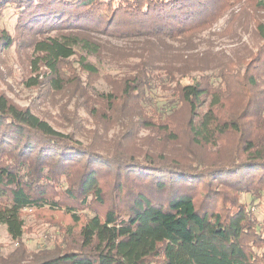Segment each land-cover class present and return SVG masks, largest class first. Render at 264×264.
I'll use <instances>...</instances> for the list:
<instances>
[{"label":"trees","instance_id":"1","mask_svg":"<svg viewBox=\"0 0 264 264\" xmlns=\"http://www.w3.org/2000/svg\"><path fill=\"white\" fill-rule=\"evenodd\" d=\"M244 1L264 12V0H0V18L15 17L18 30L6 29L0 41L9 47L25 31L36 36L34 70L43 63L44 79L61 91L80 51H105L98 35L188 48ZM255 28L262 44L241 66L202 72L189 84L186 70L158 65L149 53L100 90V61H74L87 73L71 81L75 89L104 107L94 111L106 119L139 114L171 138L173 119L185 112L197 145L220 144L210 164L158 158L136 148L129 129L113 151L100 152L0 90V222L17 240L24 209L63 211L79 227L77 242L66 234L29 264H264V208L260 218L242 200L246 193L264 201V17Z\"/></svg>","mask_w":264,"mask_h":264},{"label":"rangeland","instance_id":"2","mask_svg":"<svg viewBox=\"0 0 264 264\" xmlns=\"http://www.w3.org/2000/svg\"><path fill=\"white\" fill-rule=\"evenodd\" d=\"M262 17L263 11L260 12L248 1H244L235 6L232 12L220 19L211 29L194 36L188 48L171 40L160 42L116 40L98 35V40L105 45V51L98 58L88 57L80 51L69 63L70 68L66 69L67 87L61 91L51 88L48 85L49 81L44 79L46 66L43 63H39V71L34 70L37 56L34 51L36 36L25 31L21 35V41L9 47L0 41V90L21 108H29L57 130L73 134L75 139L85 145L93 144L100 152L113 151L115 138L129 129L132 131V141L137 145L136 148L147 150L158 158L159 155L167 156L169 159L175 157L189 165L199 164L201 159L203 163L210 164L214 162L215 155L220 153V144L197 145L189 129L183 126L187 116L185 112L171 123V129H175V138L169 137L154 126H144L142 116L139 114L131 113L129 119L128 116H125V119L121 117L123 121L117 115L111 119L104 118L103 105H100V102L96 103L94 98L83 95L72 84L71 81L77 79L78 74L83 78L87 75L80 71L78 62L74 61L93 63L100 61L98 65L101 71L94 82L95 87L100 90L111 89L115 78L130 71L149 53H153L151 54L154 55L151 56L153 59L155 57L156 61H160L156 63L158 65L176 64L186 70L189 74L182 82L189 84L192 83L193 77L199 76L202 72L215 74L222 67L236 66L248 60L262 44L255 28L256 19ZM6 29L11 35L17 34L15 17L7 15L0 18V36ZM38 75L43 82L33 85L32 80ZM102 75H108L110 79ZM155 101L159 104H155V108L161 105L159 99ZM96 107L102 111H94ZM128 122L133 124L124 127L123 124L127 125ZM231 143L233 141L229 139L227 144L223 145L220 158L224 156V149ZM251 195L242 194V200L250 204L261 218L264 201L253 200ZM22 216L25 225L23 236L19 240L13 239L7 226L0 222V264L32 263L42 252L57 249V245L63 243L66 234L70 242L78 241L79 227L77 228L70 216L63 211L24 209Z\"/></svg>","mask_w":264,"mask_h":264}]
</instances>
